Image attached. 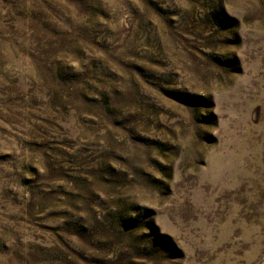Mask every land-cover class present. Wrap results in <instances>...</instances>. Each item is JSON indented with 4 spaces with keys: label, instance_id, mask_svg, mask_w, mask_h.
<instances>
[{
    "label": "rangeland",
    "instance_id": "1",
    "mask_svg": "<svg viewBox=\"0 0 264 264\" xmlns=\"http://www.w3.org/2000/svg\"><path fill=\"white\" fill-rule=\"evenodd\" d=\"M0 264H264V0H0Z\"/></svg>",
    "mask_w": 264,
    "mask_h": 264
}]
</instances>
